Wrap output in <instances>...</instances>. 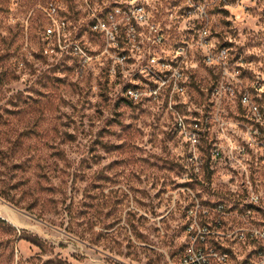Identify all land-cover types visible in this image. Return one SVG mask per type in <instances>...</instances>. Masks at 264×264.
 Masks as SVG:
<instances>
[{
	"label": "rangeland",
	"instance_id": "rangeland-1",
	"mask_svg": "<svg viewBox=\"0 0 264 264\" xmlns=\"http://www.w3.org/2000/svg\"><path fill=\"white\" fill-rule=\"evenodd\" d=\"M195 212L227 264L253 246L227 234L264 223V0H0V264H176Z\"/></svg>",
	"mask_w": 264,
	"mask_h": 264
},
{
	"label": "built area",
	"instance_id": "built-area-1",
	"mask_svg": "<svg viewBox=\"0 0 264 264\" xmlns=\"http://www.w3.org/2000/svg\"><path fill=\"white\" fill-rule=\"evenodd\" d=\"M198 14L203 19L206 16L205 10L203 7H197ZM45 15L47 16L49 23L44 29V36L46 39L51 37H56L58 40L61 39V35L64 33L66 28V22L63 18L57 17V9L54 3H50L46 8H44ZM138 18L142 19V15H136ZM140 19V20H141ZM139 20L132 15L128 18V28L135 29L138 25ZM93 27L95 29H105V22L98 21ZM199 43L203 44L206 48L204 53V60L208 65H218L221 72H225V67L228 65L229 58V48L225 44H222L218 47L213 46L209 42V30L205 25L200 26L199 30ZM60 46V45H59ZM71 49L75 54L83 53V50L76 43L71 44ZM237 70L241 71L239 65H236ZM239 73V72H238ZM241 73V72H240ZM223 77V76H222ZM222 81L219 85L214 87L213 93H218L219 89L222 88ZM254 90L260 89V85L252 86ZM126 93L129 97L136 99L138 93L133 88H127ZM238 102L241 106L247 108L248 112L251 114L253 120H261L263 117V112L261 108L251 100L250 90L246 87L241 88L238 92ZM181 124L179 123V126ZM193 132L189 134L190 139L193 143L197 142V129L198 123L194 122L192 125ZM218 151H214L213 155H218ZM248 203L253 206H259L260 195L258 193H251L248 197ZM251 209L247 208L246 213H249ZM204 214H208V210L205 209ZM197 212H195V222L197 224V229L192 232V238H194L193 243L185 249L183 254L179 257L176 264H211V262H216L219 264H227L230 259V252L227 249L217 250L215 246H207L200 244V242L206 240L208 234H210V227L207 221L201 223L197 222ZM217 223H220L218 221ZM228 236H233L238 241L247 242L253 244L251 250L248 252L246 257L238 261L237 264H264V223L261 224H251L247 223L246 225H240L232 232L227 234ZM195 242L199 244L195 245Z\"/></svg>",
	"mask_w": 264,
	"mask_h": 264
}]
</instances>
